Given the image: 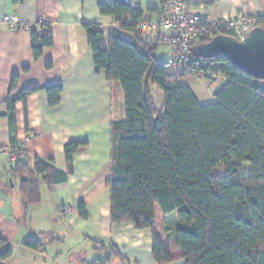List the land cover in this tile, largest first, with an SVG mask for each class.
I'll return each instance as SVG.
<instances>
[{"label": "trees", "instance_id": "1", "mask_svg": "<svg viewBox=\"0 0 264 264\" xmlns=\"http://www.w3.org/2000/svg\"><path fill=\"white\" fill-rule=\"evenodd\" d=\"M158 2L160 16L166 0ZM97 7L101 15L115 17L107 44L97 24L81 26L95 72L104 71L109 82L120 86L125 109V118L110 124V172L105 180L110 221L151 230L156 264L174 260L169 245L153 228L156 207L163 215L176 214L175 227L166 231L184 264H264V79L235 68L225 57L192 55L193 63L209 72L205 78L224 79L213 93L214 103H199L188 86L166 73L169 56L160 60L158 49L169 44L161 40L160 30H142L145 15L138 5L100 0ZM253 18L255 27H264V16ZM42 27L46 34L31 32L34 59L52 44L49 25ZM16 83L14 75L10 91ZM152 85L162 92L161 108L153 100ZM37 90L28 87L7 98V108L12 112L15 100L25 102ZM43 90L48 105H58L62 85ZM82 145H64L68 174L73 172L72 155ZM17 152L6 173L24 177L20 192L27 206L39 201V180L34 175L49 176L50 181L66 179L65 173L38 159L30 169L24 150ZM78 216L88 218L84 202L78 204ZM22 245L42 248L35 236L25 238ZM95 250L108 256L87 264H109L111 257L138 264L111 243H96ZM12 255L11 246L0 238V264Z\"/></svg>", "mask_w": 264, "mask_h": 264}, {"label": "crops", "instance_id": "2", "mask_svg": "<svg viewBox=\"0 0 264 264\" xmlns=\"http://www.w3.org/2000/svg\"><path fill=\"white\" fill-rule=\"evenodd\" d=\"M99 1L0 0V17L8 15L29 26V30L10 31L0 25V238L13 250V255L2 264H87L94 259L104 260L108 255L96 251V243L114 244L138 264H156L151 256V230L136 229L130 222L112 223L109 217L105 180L110 172V124L124 119L125 109L120 86L109 82L104 71L95 72L92 51L81 26L97 24L107 44L108 33L116 24L115 17L101 15ZM130 1L144 12L141 28L148 31L147 24L159 17L158 0ZM185 1L198 14L215 18L264 16V0ZM149 9L151 12H147ZM40 24L49 25L52 44L34 59L31 32ZM166 35L161 31V40ZM165 71L178 84L188 86L202 104L214 103L213 93L224 82L218 77L206 78L201 83L177 67L166 66ZM14 75L16 88L10 91ZM192 79L199 89L190 84ZM56 83L62 85L60 101L50 107L43 88ZM28 87L39 90L25 102L15 100L11 112L6 99L14 98ZM208 88L211 93L206 94ZM151 94L161 108L162 92L152 85ZM68 142L85 143L73 153V172L69 174L64 154V145ZM14 143L23 145L30 169L38 159L67 175L65 180L55 181H50L49 176L34 175L39 180L36 204L27 206L21 196L20 184L24 177L6 173L4 152ZM80 202L86 204L88 211L85 220L78 216ZM170 215H163L156 207L153 228L162 243L169 245L174 259L170 264H184L181 251L169 236L176 225L175 219L169 220ZM28 236L37 237L42 248L32 250L23 246ZM115 260L123 264L115 257H111L109 264Z\"/></svg>", "mask_w": 264, "mask_h": 264}, {"label": "built area", "instance_id": "3", "mask_svg": "<svg viewBox=\"0 0 264 264\" xmlns=\"http://www.w3.org/2000/svg\"><path fill=\"white\" fill-rule=\"evenodd\" d=\"M124 2L130 6H136L130 0H124ZM254 24L255 20L251 16L210 18L208 15L198 14L194 9H191L185 0H166L163 13L157 20L148 23L147 28L151 31L160 30V32L167 33L164 41L171 48V53L166 61L168 67H177L181 73H190L200 79L208 75L209 72L193 63L192 46L211 40L218 35L232 36L237 40H242L255 27ZM0 25L10 31L29 30L27 24L19 23L17 19L8 15L0 17ZM42 25H38L37 29V33L40 35L47 33ZM18 149L24 150L23 145L17 144L4 152L7 157V167L16 160ZM69 210L67 208V211Z\"/></svg>", "mask_w": 264, "mask_h": 264}, {"label": "water", "instance_id": "4", "mask_svg": "<svg viewBox=\"0 0 264 264\" xmlns=\"http://www.w3.org/2000/svg\"><path fill=\"white\" fill-rule=\"evenodd\" d=\"M191 53L196 58L225 57L232 66L256 78L264 79V27H253L242 39L218 35L195 44Z\"/></svg>", "mask_w": 264, "mask_h": 264}, {"label": "rangeland", "instance_id": "5", "mask_svg": "<svg viewBox=\"0 0 264 264\" xmlns=\"http://www.w3.org/2000/svg\"><path fill=\"white\" fill-rule=\"evenodd\" d=\"M209 16V15H208ZM210 18H215V17H211V16H209ZM170 53H171V48H170V46L169 45H161L160 47H159V49H158V57H159V59L160 60H164V59H166L169 55H170ZM196 78V77H195ZM198 81H202L201 83H205L206 82V78L205 77H202V78H200V79H197ZM190 82V84H192L193 86H196V90L197 89H199L198 87H199V85H198V83L197 82H195L194 81V79H192L191 81H189ZM209 92H208V91ZM207 90H205V93L206 94H208V93H211V90H209V88L207 89ZM174 218H176V214L175 213H173V215H171V217H169V220H173ZM160 220V219H159ZM162 220H164V219H162ZM165 220H167V219H165ZM160 222H161V220H160ZM115 263L114 264H119V262L118 261H114ZM118 262V263H117Z\"/></svg>", "mask_w": 264, "mask_h": 264}]
</instances>
